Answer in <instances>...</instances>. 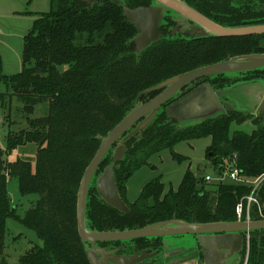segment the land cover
I'll return each instance as SVG.
<instances>
[{"label": "trees", "instance_id": "trees-1", "mask_svg": "<svg viewBox=\"0 0 264 264\" xmlns=\"http://www.w3.org/2000/svg\"><path fill=\"white\" fill-rule=\"evenodd\" d=\"M33 1L28 0V4ZM152 2L88 5L85 0H51L50 10L38 15L24 38L22 71L5 75L0 54V87L6 86L5 93L0 91V100L16 98L23 111L31 115L36 106L48 105V114L30 120L29 130L8 135V150L27 144L38 146L35 167L22 160L7 161L0 148V264H9L4 257L9 218L35 232L43 242L42 247L22 256L18 264H92L88 256L91 244L79 236L77 205L82 178L101 146L99 137L107 136L139 102L157 96L161 90L146 92L167 80L235 57L264 54V35L173 39L170 26L175 23L169 15L160 25L163 38L137 53L134 40L139 31L126 19L123 7H149ZM187 4L223 27L264 25V0H189ZM82 36L86 41L79 45ZM257 81L264 84V69L216 75L200 83L208 82L215 91H223L238 83ZM166 106L148 128L125 142L126 156L115 167L118 190L130 214L105 204L94 180L86 207L89 230H135L171 220L188 224L232 223L238 221L237 207L241 203L246 219V198L253 193L250 186L221 182L216 191H207L204 187L209 182L190 170L177 191L165 194V186L157 178L143 188L135 203L128 202L125 175H133L148 159L165 150L182 163L185 158L174 148L190 140L212 138L206 157L219 174L231 170L234 164L242 178L255 180L264 175V112L255 117L225 110L182 127L168 117ZM248 120L256 127L251 134H231L232 124ZM112 162L113 151L102 162L95 179ZM10 179L17 180L22 197L38 196L24 217L12 204ZM255 197L258 204L252 205L250 217L262 221L264 182ZM152 199L154 208L149 206ZM163 241L164 238H144L97 245L126 255L135 251L152 254L163 251ZM248 258L247 264H264V230L250 234Z\"/></svg>", "mask_w": 264, "mask_h": 264}, {"label": "water", "instance_id": "water-1", "mask_svg": "<svg viewBox=\"0 0 264 264\" xmlns=\"http://www.w3.org/2000/svg\"><path fill=\"white\" fill-rule=\"evenodd\" d=\"M129 0H85L88 5L101 2L120 4ZM157 5L130 9L123 7L126 19L139 31L134 40L137 53H142L152 44L163 38L160 24L164 21L167 11L172 10L187 19L198 24L201 29L192 34V39L197 37L215 36L221 38L249 37L264 35V25L228 28L218 25L203 14L191 8L189 0H153ZM264 69V54L235 57L228 61L205 66L160 84L146 93L152 91L161 92L151 100L133 109L117 126H115L106 137H99L101 146L94 159L88 166L79 189L77 205V221L79 236L84 243L91 246L98 243L128 242L138 239L164 238L171 236H194L198 242L200 251L197 252L204 257V264H225L226 260L240 255L247 245V238L257 230H264V220L243 221L232 223H210V224H188L177 220L156 223L141 229L98 232L89 230L87 227L86 207L90 187L95 180L102 162L106 156L113 151V162L96 179V188L101 200L109 207L123 214H130L127 203L122 199L115 176V167L123 161L127 153L125 142L138 133L148 128L164 106L168 105L174 98H179L188 90V86L198 84L212 76L221 74H241ZM202 92H196L193 96L177 104L176 114L171 113V107L165 109L171 120L179 123L185 121H204L225 112L223 102L227 98L223 91H215L206 82L201 87ZM255 97V110L264 112V86L253 89ZM257 112V111H256ZM258 112V114L260 113ZM252 114V113H251ZM200 123V122H199ZM131 174L125 175V180ZM150 208L155 207V201L149 202ZM165 247V240L163 241ZM164 250V248H163ZM101 256L94 261L88 249V256L92 264H141L158 255L156 253H142L137 251L132 256H110L107 250L98 252ZM115 251H113V254ZM179 254V252H177ZM169 255V254H168ZM168 255L166 257H168ZM153 264V263H149Z\"/></svg>", "mask_w": 264, "mask_h": 264}, {"label": "rangeland", "instance_id": "rangeland-1", "mask_svg": "<svg viewBox=\"0 0 264 264\" xmlns=\"http://www.w3.org/2000/svg\"><path fill=\"white\" fill-rule=\"evenodd\" d=\"M50 8L51 0H34L30 5L28 4V0H0V54L3 60V71L5 75L14 76L22 71L24 38L33 29L38 15L48 12ZM172 15L175 19L182 18L176 12H173L169 16L172 18ZM85 41L86 38L82 36L79 38L78 44L83 45ZM263 86L264 84L261 81L255 83L246 82L238 83L223 90L228 98L224 102L225 110H237L244 113H252V116L255 117L258 116L260 110H256L257 112L254 111L256 106H254L255 97L253 96V89L256 87L263 88ZM0 91L3 93L6 92V86L4 84L1 85ZM141 104L143 103L139 102V105ZM47 114V104L36 106L31 115L23 111L22 104L16 98L4 97L0 100V148L4 151L7 161L15 162L22 160L31 163L35 167L38 146L35 144H27L17 147L14 150H8V135L10 133L12 135H19L21 131L29 130L30 120L43 118ZM199 122L201 120L185 121L182 124L180 123V125L182 127H188ZM254 129L256 127L252 123V120L241 124L234 123L231 126V132L239 130L251 134ZM209 142V138H204L178 144L174 148V151L188 158L183 163L174 161L170 150H165L160 154L152 156L148 159L146 165L126 180L127 187L130 190L128 195L129 201L133 202L138 198L142 187L157 178H161L167 192L172 188H178L185 172L189 168L199 178H205L207 175L213 178L211 183H207L204 187L207 191H216L217 185L221 183V177L224 179L222 183H233L228 175L219 174L206 162V149ZM8 191L12 199V204L17 206L18 214L21 217H24L25 212L32 207L38 198L35 195L22 197L19 194L16 179L9 180ZM6 226L7 237L4 257L7 258L9 264H18L20 258L28 251L35 247L43 246V242L38 239L35 232L26 229L15 220L9 218ZM164 240V250L159 252L156 257L144 261L141 264H182L186 262V264H190L189 262L192 261H196L197 264H204L203 257L197 253L200 251V248L194 236H171L165 237ZM88 249L95 262L100 259L98 252L103 249L96 244L90 245ZM107 251L110 252L111 250ZM167 255L168 257H166ZM248 257L249 247H244L240 255H235L226 260L225 264H240L242 261H244V264H247Z\"/></svg>", "mask_w": 264, "mask_h": 264}, {"label": "flooded vegetation", "instance_id": "flooded-vegetation-1", "mask_svg": "<svg viewBox=\"0 0 264 264\" xmlns=\"http://www.w3.org/2000/svg\"><path fill=\"white\" fill-rule=\"evenodd\" d=\"M151 5H157V3L155 1H153V3ZM150 5V6H151ZM174 11L172 10H169L167 11L166 15H170L172 14ZM170 13V14H169ZM178 14V13H177ZM182 16V15H181ZM166 17V16H165ZM173 22L175 24H173V26H170V33H171V36L173 38H192V34L198 30V29H201V27L196 24L195 22L187 19L186 17L182 16V18L178 19V18H173V15H172V18ZM165 20V18H164ZM161 25V24H160ZM164 25V24H163ZM167 25V24H165ZM177 30V31H175ZM200 83V82H199ZM194 84L193 86H188L185 90H188L186 93H184L182 96H180L179 98H174L172 100V102H170L166 107H171V113L172 114H176L177 112V104L178 103H182L183 101L187 100L188 98H190L191 96H193L196 92H202L203 89H201L200 87L206 83H200V84ZM103 250H111V251H115V253L113 254V252L110 251V253L112 254H109L110 256H124L126 254H120L117 250H113V249H103ZM133 255V254H132ZM132 255H128V256H132ZM101 258V256H100Z\"/></svg>", "mask_w": 264, "mask_h": 264}, {"label": "built area", "instance_id": "built-area-1", "mask_svg": "<svg viewBox=\"0 0 264 264\" xmlns=\"http://www.w3.org/2000/svg\"><path fill=\"white\" fill-rule=\"evenodd\" d=\"M234 168H231V170H228L227 172H224V174L228 175L230 180L236 184H241V185H246L250 186L253 190V193L246 198L247 200V217L246 219H243V213H244V205L243 203L239 204L237 207V215H238V220H243V221H252L250 217V210L253 204H258L257 198L255 197V193L261 188L263 182H264V175L258 177L255 180H249L242 178L240 175V171L235 167L233 164ZM205 180L207 182H211L213 179L211 176H206ZM223 178L221 177L220 181L223 182ZM249 242H250V237L247 238V247H249Z\"/></svg>", "mask_w": 264, "mask_h": 264}, {"label": "crops", "instance_id": "crops-1", "mask_svg": "<svg viewBox=\"0 0 264 264\" xmlns=\"http://www.w3.org/2000/svg\"><path fill=\"white\" fill-rule=\"evenodd\" d=\"M24 1V0H23ZM15 13V12H14ZM237 131H239V130H237ZM234 132H236V131H233V132H231V134H233ZM206 139V138H205ZM210 139V142H209V144H208V146H207V149L206 150H208V148L211 146V144H212V138H209ZM201 140V139H200ZM192 148H193V146H191ZM172 155V154H171ZM180 156H183V155H181V154H179ZM206 155H207V152H206ZM173 158V157H172ZM183 158H185V161H187V159L188 158H186V157H184L183 156ZM174 160V159H173ZM205 160H206V162L210 165V163H209V161L207 160V157L205 156ZM175 161V160H174ZM185 161H183V162H185ZM182 162V163H183ZM178 163H181V162H178ZM188 170H190V168L188 169ZM187 170V171H188ZM186 171V172H187ZM186 172H185V174H186ZM185 174H184V176H185ZM195 174V173H194ZM184 176H183V178H184ZM195 176H196V174H195ZM207 176H209V175H207ZM183 178H182V181H183ZM213 179V178H212ZM128 180V179H127ZM182 181H181V183H182ZM181 183H180V185H181ZM180 185H179V187H180ZM165 186V185H164ZM145 187V186H144ZM144 187H142V189H141V191H140V193H139V196H138V198H136L133 202H130L129 201V199H128V195H129V193H130V190H129V188L127 187V199H128V202L129 203H135L138 199H139V197H140V195H141V193H142V191H143V188ZM179 187L178 188H176V189H171V190H173V191H177L178 189H179ZM169 192V191H168ZM167 191H166V187H165V194H167L168 193ZM203 257V256H202ZM187 263V262H186ZM186 263H182V264H186ZM190 264H197V262L196 261H192V262H189ZM203 263H204V257H203Z\"/></svg>", "mask_w": 264, "mask_h": 264}]
</instances>
